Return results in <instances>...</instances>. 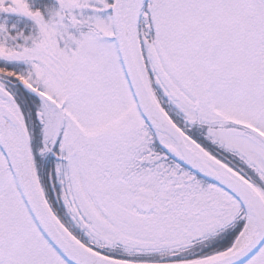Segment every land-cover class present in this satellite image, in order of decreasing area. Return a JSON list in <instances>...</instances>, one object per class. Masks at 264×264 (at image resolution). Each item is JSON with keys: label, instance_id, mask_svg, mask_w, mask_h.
Returning <instances> with one entry per match:
<instances>
[{"label": "snow or ice", "instance_id": "6c2138e0", "mask_svg": "<svg viewBox=\"0 0 264 264\" xmlns=\"http://www.w3.org/2000/svg\"><path fill=\"white\" fill-rule=\"evenodd\" d=\"M0 264H264V0H0Z\"/></svg>", "mask_w": 264, "mask_h": 264}]
</instances>
